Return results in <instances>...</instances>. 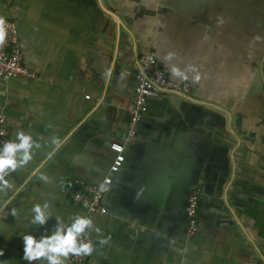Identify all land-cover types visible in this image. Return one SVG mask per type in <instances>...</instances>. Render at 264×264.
Segmentation results:
<instances>
[{
  "label": "crops",
  "instance_id": "obj_1",
  "mask_svg": "<svg viewBox=\"0 0 264 264\" xmlns=\"http://www.w3.org/2000/svg\"><path fill=\"white\" fill-rule=\"evenodd\" d=\"M3 20L18 25L37 78L0 79V112L12 139L24 131L39 147L5 176L0 264H50L22 258L23 236L77 215L96 239L84 264H264V0H0ZM149 54L193 93L149 98L129 138ZM114 143L125 149L117 174ZM109 175L108 213L87 216L70 197L74 180ZM196 188L200 228L187 239ZM45 202L52 215L31 224Z\"/></svg>",
  "mask_w": 264,
  "mask_h": 264
},
{
  "label": "built area",
  "instance_id": "obj_2",
  "mask_svg": "<svg viewBox=\"0 0 264 264\" xmlns=\"http://www.w3.org/2000/svg\"><path fill=\"white\" fill-rule=\"evenodd\" d=\"M0 31L3 32V40L0 41V79L10 80L35 79L37 73L24 63L22 42L18 32V25L13 20H3L0 22ZM161 93L179 94L189 97L193 93V88L188 82H178L168 77L161 69L154 55H143L140 58V71L137 74V83L134 90L133 108L128 122V137L136 136L140 123L148 111V99ZM14 141L9 136L6 117L0 112V150L6 142ZM18 142V141H17ZM111 150L115 153L110 172L117 174L125 161V149L120 143L111 145ZM13 171H9L7 176ZM112 177H105L101 184H94L83 179H75L70 189V197L74 204L81 206L87 216L106 215L108 209L104 198L106 189L112 184ZM201 190L196 188L190 193L186 205V237L194 238L200 228L199 224V202ZM87 236L83 233L78 237L79 242L96 243L95 237L86 228ZM64 264H84L87 256H75L69 254L67 258H61Z\"/></svg>",
  "mask_w": 264,
  "mask_h": 264
},
{
  "label": "clouds",
  "instance_id": "obj_3",
  "mask_svg": "<svg viewBox=\"0 0 264 264\" xmlns=\"http://www.w3.org/2000/svg\"><path fill=\"white\" fill-rule=\"evenodd\" d=\"M3 40V32L0 31V41ZM172 72L176 75L180 73L173 68ZM111 69H109V75ZM19 141V142H17ZM59 143L58 141H55ZM39 147V144L33 140L31 134H26L24 131H17L15 133V140L3 144L0 150V191H5L12 187L5 176L9 171H15L18 167L27 164L32 159L30 148ZM41 179L46 177L41 176ZM31 212L34 217L31 219V224L44 226L49 216L52 213L49 211V204L45 202L43 205H33ZM11 215L15 217L17 210L11 209ZM58 225H55V231L50 235H42L39 239L31 234L23 236V259L26 261L42 260L50 262V264H64L61 257L67 258L69 254L75 256H88L93 252L92 242H79L78 237L83 233L87 236L86 228H93L92 219L89 217L75 216L72 218L70 224H65L60 217H56ZM95 232L99 233L101 229L95 227ZM107 241L101 239L99 243L105 244ZM2 254V252H0Z\"/></svg>",
  "mask_w": 264,
  "mask_h": 264
}]
</instances>
